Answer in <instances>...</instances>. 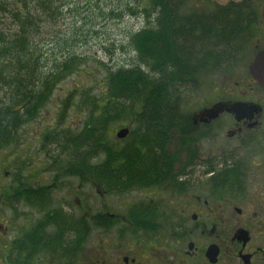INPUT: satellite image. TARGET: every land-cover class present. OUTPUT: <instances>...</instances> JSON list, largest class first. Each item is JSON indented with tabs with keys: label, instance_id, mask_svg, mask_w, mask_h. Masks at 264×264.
Masks as SVG:
<instances>
[{
	"label": "flooded vegetation",
	"instance_id": "obj_1",
	"mask_svg": "<svg viewBox=\"0 0 264 264\" xmlns=\"http://www.w3.org/2000/svg\"><path fill=\"white\" fill-rule=\"evenodd\" d=\"M207 1L211 10L176 12L168 31L229 25L221 61L184 79L181 93L199 89L205 72L223 73L225 89L212 91L204 106L166 109L157 134L169 155L164 164L135 157L132 181H118L131 185L129 205L95 208L92 195L81 192L92 181L81 173L61 176L80 183L61 208L51 205L55 183L36 187L39 202L25 200L36 221L17 229L13 220L0 224V264H264V87L251 71L264 55V0Z\"/></svg>",
	"mask_w": 264,
	"mask_h": 264
},
{
	"label": "trees",
	"instance_id": "obj_2",
	"mask_svg": "<svg viewBox=\"0 0 264 264\" xmlns=\"http://www.w3.org/2000/svg\"><path fill=\"white\" fill-rule=\"evenodd\" d=\"M188 2L148 0L146 25L129 40L127 54H136V59L127 67L108 70L103 94H84L81 107L87 108L88 116L67 145L66 150L74 151L72 160L57 165L59 177L81 173L101 182L132 181L136 156L144 153L157 164L166 162V140L157 134L167 124L166 109L180 106L184 79L205 71L214 58L221 61L222 44L231 37L229 25L221 20L204 23L199 34L169 32L172 17ZM69 5L67 0H0V149L16 143L18 130L37 117L57 86L82 64L72 51L81 46L83 27L59 35L49 51L38 42L43 27L56 26ZM117 12L110 16L121 18ZM133 15L141 20V15ZM217 26L225 32L218 33ZM199 49L203 59L196 66ZM119 121L130 122L131 134L113 143L109 133ZM92 162L98 164L92 167ZM15 192L20 202L27 200L32 206L39 202L37 189L22 186Z\"/></svg>",
	"mask_w": 264,
	"mask_h": 264
},
{
	"label": "rangeland",
	"instance_id": "obj_3",
	"mask_svg": "<svg viewBox=\"0 0 264 264\" xmlns=\"http://www.w3.org/2000/svg\"><path fill=\"white\" fill-rule=\"evenodd\" d=\"M67 1L70 8L65 11L56 26L43 27L38 42L41 47H45L44 51H49L54 48L52 43L59 35L71 34L74 28L83 27L84 31H81L79 39L81 46L72 51L73 55L81 58L82 64L57 86L37 117L18 130L15 135L16 143L11 142L0 149V224L8 226L7 222L13 220L14 229L32 223L38 217L35 208L25 205V202H20V199L15 197V191L22 186L24 189H37L36 187L51 186L55 183V187H58L54 188L51 205L61 208L64 203H72L69 189L77 187L80 183L74 178L59 177L57 165L62 161L72 160L74 152L72 147L66 149L72 136L83 129L88 116L87 108L81 107L84 94L88 96L103 94L107 89L105 82L108 70L127 67L136 59V54H127L130 48L129 40L146 25L144 11L149 8L148 0ZM213 5L215 4L207 0H191L183 10L187 12L200 11L202 8L211 10ZM117 10L122 13V17H111L110 12ZM130 10L137 13V16L141 15V20L137 21ZM122 46L125 47L124 51L121 49ZM210 73L205 72L202 76L199 89L194 91L191 88L185 89L180 94L181 107L194 109L204 106L213 98L212 91L225 89L223 73L218 77L211 76ZM129 123L119 121L115 125L116 130L109 133L113 143L120 142L116 138L120 129L132 130ZM95 162H92V167L98 164ZM89 176L88 180L92 182L85 185L81 192L92 195L95 200L92 205L95 208L100 207L102 203L112 207L119 203L123 207L132 203L133 193L128 189L130 184L123 183L121 188L119 182H101L97 178H91V174ZM99 191L110 194L102 199L97 193ZM0 241L3 239L0 238Z\"/></svg>",
	"mask_w": 264,
	"mask_h": 264
},
{
	"label": "water",
	"instance_id": "obj_4",
	"mask_svg": "<svg viewBox=\"0 0 264 264\" xmlns=\"http://www.w3.org/2000/svg\"><path fill=\"white\" fill-rule=\"evenodd\" d=\"M251 71L258 83L264 87V55L259 56L254 64L251 65ZM129 134V128H123L116 134V138L124 140Z\"/></svg>",
	"mask_w": 264,
	"mask_h": 264
}]
</instances>
